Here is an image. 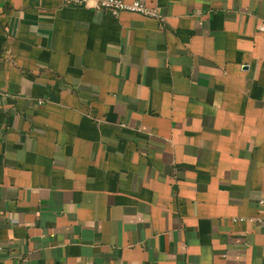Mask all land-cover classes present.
<instances>
[{"label":"crops","instance_id":"0c3cea01","mask_svg":"<svg viewBox=\"0 0 264 264\" xmlns=\"http://www.w3.org/2000/svg\"><path fill=\"white\" fill-rule=\"evenodd\" d=\"M122 1L0 0V264H264V0Z\"/></svg>","mask_w":264,"mask_h":264},{"label":"built area","instance_id":"2783aa9c","mask_svg":"<svg viewBox=\"0 0 264 264\" xmlns=\"http://www.w3.org/2000/svg\"><path fill=\"white\" fill-rule=\"evenodd\" d=\"M64 4L71 6H86L99 10L109 12L111 15L116 16L121 11H129L135 13L147 14L148 9L144 4L139 1L130 3L123 2L122 0H61Z\"/></svg>","mask_w":264,"mask_h":264}]
</instances>
